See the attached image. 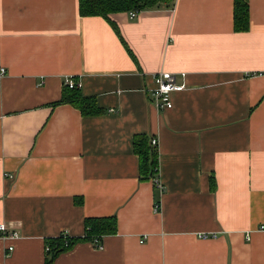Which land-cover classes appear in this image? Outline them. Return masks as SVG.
<instances>
[{
  "label": "crops",
  "instance_id": "obj_1",
  "mask_svg": "<svg viewBox=\"0 0 264 264\" xmlns=\"http://www.w3.org/2000/svg\"><path fill=\"white\" fill-rule=\"evenodd\" d=\"M129 13L110 15L117 34L79 0H0V224L18 233L0 264H45L46 239L107 217L102 250L78 243L52 264H264V0L245 32L234 0ZM160 72L185 87L164 111ZM67 78L98 113L53 106ZM140 135L158 141L148 179Z\"/></svg>",
  "mask_w": 264,
  "mask_h": 264
},
{
  "label": "trees",
  "instance_id": "obj_2",
  "mask_svg": "<svg viewBox=\"0 0 264 264\" xmlns=\"http://www.w3.org/2000/svg\"><path fill=\"white\" fill-rule=\"evenodd\" d=\"M175 0H79V13L83 17H102L113 26L119 34L116 24L110 15L120 12H141L163 6L173 5ZM249 0H234V28L236 32H245L249 29ZM60 104H71L84 115L98 113L96 101L83 96L80 89H70L65 86V92ZM134 150L140 158L141 177L151 178L158 169V155L151 145V139L146 135L135 138ZM117 231L115 217L88 218L85 222V234L83 237H71L68 234H60L57 237L46 239V261L52 264L62 253L71 250L78 243L93 242L95 239L103 241L106 236L113 235Z\"/></svg>",
  "mask_w": 264,
  "mask_h": 264
},
{
  "label": "built area",
  "instance_id": "obj_3",
  "mask_svg": "<svg viewBox=\"0 0 264 264\" xmlns=\"http://www.w3.org/2000/svg\"><path fill=\"white\" fill-rule=\"evenodd\" d=\"M138 14L139 13L135 11H131L129 13L131 19H136ZM5 72L6 71L4 69L1 70L2 75H4ZM154 80L156 87L151 92V97L154 105L160 111L171 109L173 107L172 95L176 92L183 91L185 87L178 84L176 76L169 72H160L158 74H155ZM64 86L70 89H81L82 83L74 78H67L64 82ZM151 145L155 148L158 145L157 139L152 138ZM154 181L156 186L159 187L160 190H163L160 180L155 178ZM156 208L158 210V206H156ZM261 228L264 229L263 226ZM17 237V232L9 231L5 224H0V240H7ZM92 244L98 250H102L104 248L103 242L99 239H95ZM8 250L9 252H12L14 250V247L10 246Z\"/></svg>",
  "mask_w": 264,
  "mask_h": 264
}]
</instances>
